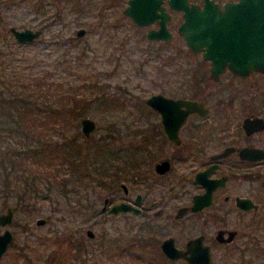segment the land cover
I'll return each mask as SVG.
<instances>
[{
	"label": "flooded vegetation",
	"instance_id": "obj_1",
	"mask_svg": "<svg viewBox=\"0 0 264 264\" xmlns=\"http://www.w3.org/2000/svg\"><path fill=\"white\" fill-rule=\"evenodd\" d=\"M74 1L79 15L87 3ZM213 1L222 7L236 0ZM127 5L125 0L122 13L131 20L123 12ZM160 5L168 13L166 27L168 9L181 16L166 0ZM131 22L146 31L158 25L156 20ZM79 29L76 37L85 32L77 34ZM187 54L200 55V66L182 75L174 69L167 94L151 93L138 100L141 105L123 104L138 107L131 117L137 126L132 129L124 120L122 128L110 125L99 137L107 144L93 143L86 151L75 142L79 133L66 136L69 116L58 100V179L53 184L64 205L73 200L75 209L43 214L28 202L25 211L16 212L0 199V216L8 215L0 221V235L5 230L10 235L0 264H102L99 259L108 264H264V73L239 75L225 67L210 75L209 61L200 52ZM152 94L198 106L193 111L182 104L154 107L146 102ZM49 105L55 104L44 100L34 106ZM71 113L73 118L79 110ZM80 118V133L88 141L94 129L85 136ZM28 186L30 197L43 193L37 185ZM115 204L126 207L113 212Z\"/></svg>",
	"mask_w": 264,
	"mask_h": 264
},
{
	"label": "rangeland",
	"instance_id": "obj_2",
	"mask_svg": "<svg viewBox=\"0 0 264 264\" xmlns=\"http://www.w3.org/2000/svg\"><path fill=\"white\" fill-rule=\"evenodd\" d=\"M38 1L44 12H36L31 1L0 0V60L3 62L0 74L13 76V83L36 95L35 103L29 106L30 116H35L33 106H41L44 100L54 102L55 106L64 103L66 107L73 105L77 108L79 115L70 117L73 123L66 125V136L79 133L75 142L86 151L93 143H106L105 138L100 140L99 137L114 123L122 128L124 120L130 122V128H136L137 123L131 117L138 107H123V104L141 105L138 100L151 93L167 94V85L174 84V69L182 75L188 73V68L200 66V55L187 54L189 50L176 32L181 21L179 11L168 9L170 19L167 28L172 37L164 42L147 39V27L134 25L122 13L125 0H108L107 6L106 0H91V3L80 0L87 4L79 7L84 11L79 15L73 13L78 8L74 0ZM11 26L40 29L41 33L32 41L18 43L9 32ZM77 28H83L84 34L76 37ZM185 76L188 75L182 78L185 79ZM259 80V76L256 77V81ZM129 109L132 111L127 113ZM42 116L32 123L27 121L25 132L13 127L18 132L0 144V154L8 146L16 159L10 179L12 184L0 176V184L3 185L0 186V199L16 212L25 211L26 204L32 202L30 204L43 214L50 210L65 211L67 214L68 210L75 209L71 208L73 200L65 206L61 194L55 191V184L47 181L51 172L58 173V158L39 161L24 156V149L36 148L41 142H58V123L50 122L42 126L38 123L46 119ZM82 116L95 121L88 141L83 139L79 130V118ZM21 175L28 176L29 184L42 188L43 193H38L41 197L28 196V202L21 200L20 186L24 184ZM14 186L17 188L12 189ZM47 186L50 192L46 191ZM100 191L103 194L104 190ZM100 197L96 206L100 205ZM56 200L61 203L56 205ZM19 216L14 214L16 218ZM99 262L108 264L105 259H99ZM116 264H121V261Z\"/></svg>",
	"mask_w": 264,
	"mask_h": 264
},
{
	"label": "water",
	"instance_id": "obj_3",
	"mask_svg": "<svg viewBox=\"0 0 264 264\" xmlns=\"http://www.w3.org/2000/svg\"><path fill=\"white\" fill-rule=\"evenodd\" d=\"M202 5L188 3L187 0H166L169 7L181 11V22L176 31L181 35L185 46L191 52H200L209 61L210 75L219 74L225 67L239 75L252 70L264 73V0H236L219 7L213 0H202ZM162 0H128L123 9L137 25L156 20L157 27L149 28L145 36L152 40L167 42L171 32L166 27L168 13L160 5ZM16 42H28L40 34V29L9 27ZM80 28L77 34H82ZM146 102L154 107L159 104H182L188 111L197 109L193 100L171 99L160 94H152ZM81 132L88 136L94 129V121L89 117L80 118ZM169 131V130H167ZM170 133V132H168ZM170 135V134H169ZM123 204H115L110 210L124 209ZM7 213L10 208H7ZM8 215L0 216L7 219ZM37 219L36 223H41ZM10 239L5 230L0 235V254Z\"/></svg>",
	"mask_w": 264,
	"mask_h": 264
},
{
	"label": "trees",
	"instance_id": "obj_4",
	"mask_svg": "<svg viewBox=\"0 0 264 264\" xmlns=\"http://www.w3.org/2000/svg\"><path fill=\"white\" fill-rule=\"evenodd\" d=\"M31 1L33 5V9L36 12H44L43 6L40 4L38 0H26ZM43 9V10H42ZM76 11V10H75ZM74 11V12H75ZM73 12V13H74ZM3 62L0 60V69H2L1 65ZM13 76L7 75L3 76V74H0V144L8 137L12 136L14 133H17L18 131H14L13 127H15L19 131H27L28 124L27 121L34 122L36 119H39V117H43L44 115L46 119L41 121H38V123L42 124V126L47 125L50 122H57L59 126V121L57 120V116L59 113L57 112V105L55 106H43V107H35V116H30L31 114H28L29 112V100L33 101L36 100V95H32V93L26 92L23 87H19L17 83H13ZM41 97V96H39ZM48 99V98H47ZM42 108L45 109L48 113L42 112ZM74 110V107H66V111L68 113V118L65 121L67 124H72L73 122L70 121V116L74 115V113H71V111ZM44 111V110H43ZM48 120V121H47ZM54 120V121H52ZM41 126V127H42ZM57 126V129L59 128ZM15 129V130H16ZM40 139V138H38ZM56 147V150H55ZM24 156L26 157H34L35 160L42 161L43 158H49L50 160L53 158H58L59 155V148L58 144H51L48 142H41L38 144V147L36 148H27L24 149ZM16 159L14 158V153L11 152L8 146H5L3 148L2 153L0 154V176L4 177L6 179V182L8 184H12V181L10 180L13 174V166ZM70 166L73 165V158L69 160ZM51 176L50 179H47L50 183H56L57 172H51L49 174ZM21 178L24 179L23 183L21 184V200L28 198L29 199V186L28 183V176H22ZM1 183V181H0ZM0 186H3L0 184ZM12 189L17 188V186L11 187ZM1 188H0V194H1ZM2 195V194H1ZM27 201V200H26ZM28 202V201H27Z\"/></svg>",
	"mask_w": 264,
	"mask_h": 264
}]
</instances>
